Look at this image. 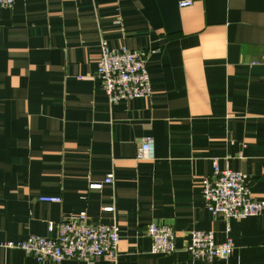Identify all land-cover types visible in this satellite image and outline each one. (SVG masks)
Instances as JSON below:
<instances>
[{"label":"crops","instance_id":"0c3cea01","mask_svg":"<svg viewBox=\"0 0 264 264\" xmlns=\"http://www.w3.org/2000/svg\"><path fill=\"white\" fill-rule=\"evenodd\" d=\"M178 2L0 5V240L54 238L49 222L86 211L92 225L119 227L117 256L95 264H264V209L214 216L202 194L216 160L264 200V0ZM103 43L146 52L151 96L108 99ZM144 137L148 160L136 157ZM153 221L173 226L174 251H152ZM194 230L231 238L229 257L190 256ZM0 264L87 263L0 247Z\"/></svg>","mask_w":264,"mask_h":264},{"label":"built area","instance_id":"2783aa9c","mask_svg":"<svg viewBox=\"0 0 264 264\" xmlns=\"http://www.w3.org/2000/svg\"><path fill=\"white\" fill-rule=\"evenodd\" d=\"M15 0H0L1 6L12 7ZM194 0H179V6H190ZM146 52L125 47L109 48L101 45V57L97 74L101 78L103 89L111 102L127 98L149 97L152 94L149 73L146 68ZM154 154V140L144 137L136 148V157L148 160ZM109 173L104 183L112 182ZM102 183L92 184L100 188ZM202 194L207 209L214 215L225 217H245L260 213L264 209V200H257L244 181L240 171L229 167L221 168L213 161V172L202 178ZM42 201L60 202V196H42ZM112 207L105 210L111 211ZM49 231H56V237L30 235L19 242L0 240V247L19 248L33 256L39 262L58 263L66 259L84 260L95 264L100 258H115L120 242L119 227L116 224L88 222L86 211L71 218L51 221ZM145 233L152 241V251L169 253L175 250V229L170 224L150 222ZM234 243L231 238L218 243L212 231L194 230L190 233L187 252L196 259H226L231 254Z\"/></svg>","mask_w":264,"mask_h":264}]
</instances>
